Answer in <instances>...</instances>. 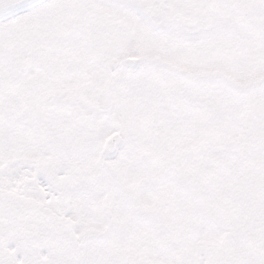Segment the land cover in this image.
I'll list each match as a JSON object with an SVG mask.
<instances>
[{"label": "snow or ice", "instance_id": "1", "mask_svg": "<svg viewBox=\"0 0 264 264\" xmlns=\"http://www.w3.org/2000/svg\"><path fill=\"white\" fill-rule=\"evenodd\" d=\"M0 264H264V0H0Z\"/></svg>", "mask_w": 264, "mask_h": 264}]
</instances>
